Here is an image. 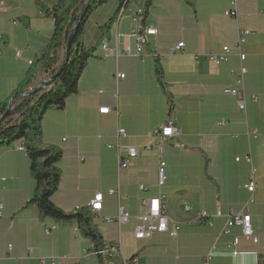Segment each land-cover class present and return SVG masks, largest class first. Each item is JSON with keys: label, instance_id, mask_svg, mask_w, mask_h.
<instances>
[{"label": "crops", "instance_id": "1", "mask_svg": "<svg viewBox=\"0 0 264 264\" xmlns=\"http://www.w3.org/2000/svg\"><path fill=\"white\" fill-rule=\"evenodd\" d=\"M58 1L0 0V104L12 100L33 65L34 77L26 92L38 88L39 95L52 87L51 71L43 70L40 58L52 37L54 18L43 7L51 8ZM150 1L144 25L135 18L148 0H130L124 7L119 0H110L84 26L83 46L96 48L100 57L87 62L78 92L66 106L47 110L41 122L42 144L63 151L62 179L53 202L67 214L91 211L102 249H112L109 264H201L208 253L211 264H260L264 256V0H237V17L227 14L233 0ZM109 21L111 27L106 29ZM147 29L157 32L147 34ZM242 31L250 33L238 49ZM139 37L144 50L137 55ZM181 42L184 47L171 52ZM224 46L232 48L229 59L215 67L207 56ZM127 48L130 55L125 54ZM64 58L65 49L54 68L59 69ZM242 66L247 69L245 111L236 96L223 92L239 88ZM158 68L169 95L159 81ZM103 107L110 111L101 113ZM169 118L179 132L160 151L158 134ZM119 128L127 132L119 142L139 153L126 171L119 170L116 151L108 147L117 143ZM21 143L16 140L0 147L4 205L0 264H106L76 221L43 217L37 207L28 205L35 181ZM162 158L167 180L161 192L167 214L181 228L177 237L163 232L136 239L134 229L145 211L143 198L159 193L157 166ZM252 179L253 194L245 188ZM141 184L149 190L141 191ZM111 189L117 193L110 194ZM98 192L104 196L101 211L95 213L90 202ZM246 204L258 242L246 238L240 226L224 233L230 214H239ZM121 208L131 217L122 225L117 220ZM202 212L206 218H201ZM107 217L115 219L108 222ZM54 225L56 229L47 234L46 228Z\"/></svg>", "mask_w": 264, "mask_h": 264}, {"label": "trees", "instance_id": "2", "mask_svg": "<svg viewBox=\"0 0 264 264\" xmlns=\"http://www.w3.org/2000/svg\"><path fill=\"white\" fill-rule=\"evenodd\" d=\"M110 0H91L87 12L81 20L74 38L71 54L58 76L50 82L52 87L47 92L34 96L22 97L32 84L35 68L31 66L25 78L13 91L12 110L8 117L0 123V147L10 145L16 140H22L30 159V170L35 181V192L28 205L38 208L41 216L51 217L57 221H76L84 234L95 242L96 250L103 247L102 237L93 224L91 211H78L67 214L54 202L53 197L59 190L62 171L60 163L63 151L54 146L42 144V119L47 110L63 109L68 98L78 92V82L84 67L92 58L100 57L96 48H85L82 44L84 26L93 12ZM124 7L130 0H119ZM85 0H59L53 7H43L46 15L54 18V31L48 46L42 51L40 61L44 71H51V77L56 74V67L61 58V52L66 49L69 35L77 21ZM151 1L143 7L140 15V25H144ZM112 21L104 25L111 27ZM60 68V67H59ZM159 81L166 91V85L161 68H158ZM169 95V92L166 91ZM8 102L0 104V118L5 113ZM212 262V261H211ZM260 264H264V256L260 257Z\"/></svg>", "mask_w": 264, "mask_h": 264}, {"label": "built area", "instance_id": "3", "mask_svg": "<svg viewBox=\"0 0 264 264\" xmlns=\"http://www.w3.org/2000/svg\"><path fill=\"white\" fill-rule=\"evenodd\" d=\"M143 12V8L140 7L136 12V18L135 21H138V18H140V15ZM227 14L232 17H237V0L232 1V10L228 11ZM156 29H147V34H156ZM250 33V31H242L239 36V42L238 46L236 48H240V44H243L247 40V36ZM2 35H1V29H0V45H1ZM138 46H137V55H140L141 52L144 50L142 45V40L139 37L138 38ZM185 43L181 42L177 46L171 48V52H175L177 50H180L184 47ZM104 48L106 49L107 46L104 45ZM232 48L229 46H224L220 52H212L208 54L207 58L208 61L214 65L215 67H219L223 62L227 61L229 59V56L231 54ZM21 51H17V56H20ZM125 54L130 55L131 50L130 48H127L125 51ZM245 55L241 54V59H245ZM247 69L242 66L240 69V75L241 78L238 79L239 88H233V89H225L223 92L226 94L234 95L238 98L239 107L242 110H246L247 105V94L243 88V75L246 73ZM119 78H124L125 74L118 73L117 75ZM256 99V98H255ZM110 111L109 107H103L100 109L101 113H108ZM179 132L178 127L176 126L175 120L173 118L167 119L164 124L161 127L160 133L158 134V139L160 142V151H162V146L165 143V141L169 137H173ZM127 132L123 128H119L117 130V143L114 145H109L108 147L111 149H114L116 151L117 160H118V166L120 171H126L130 170L134 164V160L138 157V150L136 147L133 146H127L122 145L119 142L120 137H126ZM257 136V133H255V137ZM66 140V139H64ZM21 150H25L23 148V142L20 146ZM247 161L251 162V157H246ZM239 160V158H238ZM166 167L167 163L165 160L160 159L158 166H157V187L159 188V193L155 196H146L143 198V206L145 207V211L139 216L138 220L139 223L134 229V237L136 239H148L152 237L156 233H163V232H169V234L172 237H177L180 231V222L178 224H170L169 223V215L167 214V206H165L164 198L165 195L161 192V188L166 184L167 175H166ZM255 181L252 179L247 184H245V188L250 191L252 194L255 191ZM140 190L143 192H147L149 188L141 184ZM110 194L117 193L115 189H111L109 191ZM103 193L98 192L94 195V198L90 202V206L93 212L99 213L102 209V203H103ZM186 210H190V205L185 206ZM4 205L2 202H0V217L3 215ZM207 213L202 212L201 218H206ZM130 215L126 213L122 208L119 210V214L117 217V220L119 221L120 225L128 223L130 221ZM115 218L113 217H107L106 220L108 222H112ZM233 226H240L242 229V234L248 238L252 239L254 242L259 241V237L256 235L253 226H252V220L251 215L249 213V207L246 204L244 206V209L239 214H233V212L230 214V217L227 221V224L224 228V233H229L230 229ZM56 229V225L52 226L51 228H46V233L51 234L52 231ZM239 241L238 238H235L234 244H237ZM11 247V246H10ZM109 251H112L111 247H107V249H102L98 253L102 256V260L104 263L109 264L110 261L107 259V256L109 255ZM211 258L212 254L208 253L205 257H203L201 264H211Z\"/></svg>", "mask_w": 264, "mask_h": 264}, {"label": "water", "instance_id": "4", "mask_svg": "<svg viewBox=\"0 0 264 264\" xmlns=\"http://www.w3.org/2000/svg\"><path fill=\"white\" fill-rule=\"evenodd\" d=\"M90 2H91V0H85L84 4L82 6V9H81L80 13L77 16V21H76V23H75V25H74V27H73L70 35H69V38H68V41H67V45H66V49H65L64 61H63L62 65L60 66V68L58 69V71L56 72V74H54L52 77H50L48 79V82H51L52 80H54L58 76V74L62 71L64 65L68 62V60L70 58V54H71V49H72V46H73L74 38L76 36L79 24H80L81 20L83 19L84 15L86 14ZM38 91H39V89L36 88L33 91H31V92H25V93L21 94V96L22 97L34 96L36 93H38ZM11 107H12V100L9 101L5 113L0 118V123H2L8 117V115L11 112Z\"/></svg>", "mask_w": 264, "mask_h": 264}, {"label": "bare ground", "instance_id": "5", "mask_svg": "<svg viewBox=\"0 0 264 264\" xmlns=\"http://www.w3.org/2000/svg\"><path fill=\"white\" fill-rule=\"evenodd\" d=\"M23 148H25L24 144H23ZM169 223L170 224H178L179 222L176 221V220H174L172 217L169 216ZM78 230H79V228L78 227H75V231H78ZM211 261H212V258H211Z\"/></svg>", "mask_w": 264, "mask_h": 264}, {"label": "rangeland", "instance_id": "6", "mask_svg": "<svg viewBox=\"0 0 264 264\" xmlns=\"http://www.w3.org/2000/svg\"><path fill=\"white\" fill-rule=\"evenodd\" d=\"M11 110H12V107H11Z\"/></svg>", "mask_w": 264, "mask_h": 264}]
</instances>
